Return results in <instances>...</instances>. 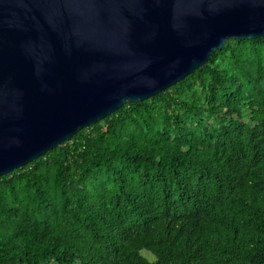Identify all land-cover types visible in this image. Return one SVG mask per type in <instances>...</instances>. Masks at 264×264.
<instances>
[{
  "label": "trees",
  "instance_id": "16d2710c",
  "mask_svg": "<svg viewBox=\"0 0 264 264\" xmlns=\"http://www.w3.org/2000/svg\"><path fill=\"white\" fill-rule=\"evenodd\" d=\"M0 264H264V38L1 177Z\"/></svg>",
  "mask_w": 264,
  "mask_h": 264
},
{
  "label": "water",
  "instance_id": "95a60500",
  "mask_svg": "<svg viewBox=\"0 0 264 264\" xmlns=\"http://www.w3.org/2000/svg\"><path fill=\"white\" fill-rule=\"evenodd\" d=\"M264 38V0H0V178Z\"/></svg>",
  "mask_w": 264,
  "mask_h": 264
}]
</instances>
